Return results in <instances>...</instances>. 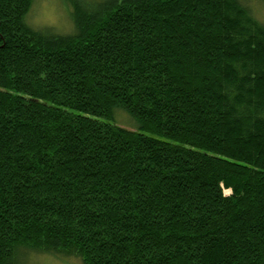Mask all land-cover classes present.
<instances>
[{
	"label": "trees",
	"instance_id": "trees-1",
	"mask_svg": "<svg viewBox=\"0 0 264 264\" xmlns=\"http://www.w3.org/2000/svg\"><path fill=\"white\" fill-rule=\"evenodd\" d=\"M255 1L0 0V264H264Z\"/></svg>",
	"mask_w": 264,
	"mask_h": 264
},
{
	"label": "rangeland",
	"instance_id": "rangeland-1",
	"mask_svg": "<svg viewBox=\"0 0 264 264\" xmlns=\"http://www.w3.org/2000/svg\"><path fill=\"white\" fill-rule=\"evenodd\" d=\"M64 0H34L32 9L27 16V23L36 30L48 31L58 35H71L74 33V25L71 19V7ZM92 1V0H89ZM252 11L256 17L264 22V4L255 1ZM125 111H115V124L130 130H137L138 125ZM225 194H229L226 191ZM22 262L27 264H81L79 259L63 256H45L38 253L21 251Z\"/></svg>",
	"mask_w": 264,
	"mask_h": 264
}]
</instances>
